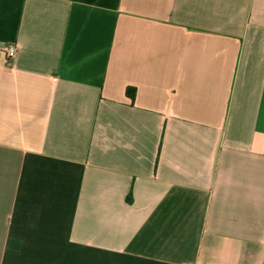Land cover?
<instances>
[{"label":"crops","instance_id":"crops-1","mask_svg":"<svg viewBox=\"0 0 264 264\" xmlns=\"http://www.w3.org/2000/svg\"><path fill=\"white\" fill-rule=\"evenodd\" d=\"M0 264H264V0H0Z\"/></svg>","mask_w":264,"mask_h":264},{"label":"built area","instance_id":"built-area-1","mask_svg":"<svg viewBox=\"0 0 264 264\" xmlns=\"http://www.w3.org/2000/svg\"><path fill=\"white\" fill-rule=\"evenodd\" d=\"M16 52V48L14 45H9L6 49H5V53H6V56L11 58L14 56Z\"/></svg>","mask_w":264,"mask_h":264},{"label":"trees","instance_id":"trees-1","mask_svg":"<svg viewBox=\"0 0 264 264\" xmlns=\"http://www.w3.org/2000/svg\"><path fill=\"white\" fill-rule=\"evenodd\" d=\"M131 197V192H129L128 196H127V199L129 200Z\"/></svg>","mask_w":264,"mask_h":264}]
</instances>
